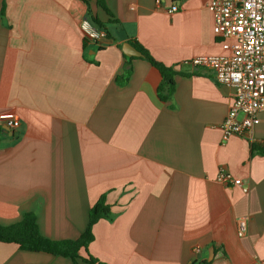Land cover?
Listing matches in <instances>:
<instances>
[{"label":"crops","instance_id":"1","mask_svg":"<svg viewBox=\"0 0 264 264\" xmlns=\"http://www.w3.org/2000/svg\"><path fill=\"white\" fill-rule=\"evenodd\" d=\"M103 1L112 42L83 46L80 19L108 18L96 0H0V225L32 212L44 237L76 239L103 196L112 219L95 222L87 247L100 262L264 261V111L244 135L221 131L232 89L190 63L225 52L208 0ZM129 40L176 71L167 100L159 71L123 56ZM0 264L71 259L0 242Z\"/></svg>","mask_w":264,"mask_h":264},{"label":"built area","instance_id":"2","mask_svg":"<svg viewBox=\"0 0 264 264\" xmlns=\"http://www.w3.org/2000/svg\"><path fill=\"white\" fill-rule=\"evenodd\" d=\"M206 7L213 16V33L220 38L225 52L196 56L190 63L195 67L212 68L215 82L232 89L231 102L220 129L225 136L244 135L251 129L257 114L264 111V0H208ZM176 10V5L169 7L170 12ZM78 26L83 37L95 43H101L107 36L106 30L88 17L80 19ZM1 117L9 127L19 123L13 112H5ZM217 179L247 191L239 178H232L225 170H219ZM246 230L247 217L241 216L237 219L236 233L242 236ZM254 264H264V261L256 259Z\"/></svg>","mask_w":264,"mask_h":264},{"label":"trees","instance_id":"3","mask_svg":"<svg viewBox=\"0 0 264 264\" xmlns=\"http://www.w3.org/2000/svg\"><path fill=\"white\" fill-rule=\"evenodd\" d=\"M84 1L86 2L87 0ZM96 4L108 16L105 22L100 21L96 16H91L92 21L98 27L104 28L105 24L115 22L112 13L103 0H96ZM86 42L87 39L83 38V46L86 45ZM129 43L141 52V58L147 60L159 71L160 81L157 85V95L160 100H167L173 91L174 75L176 71L171 66L156 60L148 50L139 43L131 40H129ZM123 56L127 58L126 55L123 54ZM125 70L128 72L129 68ZM101 218L112 219L109 205L105 203L103 196H101L89 209L87 224L78 238L52 240L41 235L35 215L32 212H25L19 221L9 225H0V242L15 243L20 249L26 251H44L52 255L69 257L71 259V264H78L79 260L87 264H106L98 261L87 251L89 243L93 240L92 226ZM80 251L84 252L83 256H81Z\"/></svg>","mask_w":264,"mask_h":264},{"label":"water","instance_id":"4","mask_svg":"<svg viewBox=\"0 0 264 264\" xmlns=\"http://www.w3.org/2000/svg\"><path fill=\"white\" fill-rule=\"evenodd\" d=\"M101 42L111 43L112 42V39L106 37ZM121 50H122L123 54L126 55V56H140L141 55V52L138 49H136L128 41H124L121 44Z\"/></svg>","mask_w":264,"mask_h":264}]
</instances>
